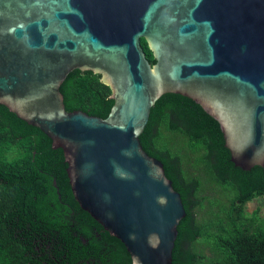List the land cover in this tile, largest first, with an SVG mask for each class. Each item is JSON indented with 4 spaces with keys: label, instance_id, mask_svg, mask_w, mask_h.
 <instances>
[{
    "label": "water",
    "instance_id": "obj_1",
    "mask_svg": "<svg viewBox=\"0 0 264 264\" xmlns=\"http://www.w3.org/2000/svg\"><path fill=\"white\" fill-rule=\"evenodd\" d=\"M78 71L100 91L84 111L59 92ZM164 94L217 123L234 167L264 170V0H0V106L61 151L73 200L130 264H171L184 217L138 141Z\"/></svg>",
    "mask_w": 264,
    "mask_h": 264
},
{
    "label": "trees",
    "instance_id": "obj_2",
    "mask_svg": "<svg viewBox=\"0 0 264 264\" xmlns=\"http://www.w3.org/2000/svg\"><path fill=\"white\" fill-rule=\"evenodd\" d=\"M59 92L73 111L94 108L100 99L88 72L69 73ZM163 133L178 135L175 151ZM138 141L161 163L184 211L171 264H264V220L258 209L242 212L245 203L264 198V170L234 167L212 118L191 100L164 94ZM65 168L46 136L0 106V264H130L122 244L79 209ZM194 243L207 254L182 247Z\"/></svg>",
    "mask_w": 264,
    "mask_h": 264
},
{
    "label": "rangeland",
    "instance_id": "obj_3",
    "mask_svg": "<svg viewBox=\"0 0 264 264\" xmlns=\"http://www.w3.org/2000/svg\"><path fill=\"white\" fill-rule=\"evenodd\" d=\"M178 135L177 134H165L163 133V140L166 143V146L171 150L175 151L177 148L178 142ZM258 209V215L264 220V198H256L244 204L242 208V212L244 215L251 214L254 210ZM196 247L197 249H202L203 253L205 254V248H203L202 244H182L183 249L188 247ZM207 254V253H206Z\"/></svg>",
    "mask_w": 264,
    "mask_h": 264
}]
</instances>
